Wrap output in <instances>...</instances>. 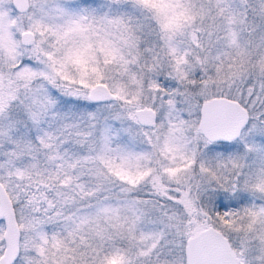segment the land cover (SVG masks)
<instances>
[{"label": "snow or ice", "instance_id": "obj_1", "mask_svg": "<svg viewBox=\"0 0 264 264\" xmlns=\"http://www.w3.org/2000/svg\"><path fill=\"white\" fill-rule=\"evenodd\" d=\"M0 264H264V0H0Z\"/></svg>", "mask_w": 264, "mask_h": 264}]
</instances>
